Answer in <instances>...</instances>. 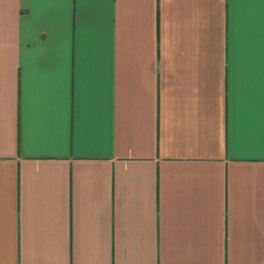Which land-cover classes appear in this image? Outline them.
Returning <instances> with one entry per match:
<instances>
[{"label":"crops","instance_id":"1","mask_svg":"<svg viewBox=\"0 0 264 264\" xmlns=\"http://www.w3.org/2000/svg\"><path fill=\"white\" fill-rule=\"evenodd\" d=\"M0 264H264V0H0Z\"/></svg>","mask_w":264,"mask_h":264}]
</instances>
